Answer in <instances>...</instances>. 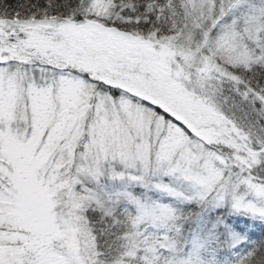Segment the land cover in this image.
I'll return each mask as SVG.
<instances>
[{"label":"snow or ice","instance_id":"1","mask_svg":"<svg viewBox=\"0 0 264 264\" xmlns=\"http://www.w3.org/2000/svg\"><path fill=\"white\" fill-rule=\"evenodd\" d=\"M0 264H264V0H0Z\"/></svg>","mask_w":264,"mask_h":264}]
</instances>
